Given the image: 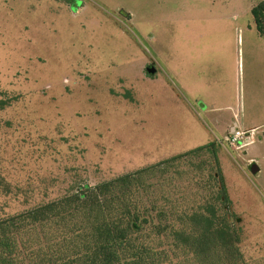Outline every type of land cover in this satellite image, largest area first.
Here are the masks:
<instances>
[{"label":"rangeland","instance_id":"rangeland-1","mask_svg":"<svg viewBox=\"0 0 264 264\" xmlns=\"http://www.w3.org/2000/svg\"><path fill=\"white\" fill-rule=\"evenodd\" d=\"M222 8L221 0H0V91L10 101L0 110V221L215 142L243 264H264V142L257 131L247 146L225 140L233 122L264 120V38L254 27L206 28L212 84L198 96L221 106L207 119L204 105L175 96L177 37L220 21ZM229 36L228 46L217 43ZM145 69L154 79L138 78ZM153 176L147 182L158 183ZM199 194L213 201L207 187ZM25 229L24 264L58 248L50 227Z\"/></svg>","mask_w":264,"mask_h":264},{"label":"trees","instance_id":"trees-1","mask_svg":"<svg viewBox=\"0 0 264 264\" xmlns=\"http://www.w3.org/2000/svg\"><path fill=\"white\" fill-rule=\"evenodd\" d=\"M250 14L264 38V2ZM9 104L0 91V110ZM156 173L159 182H147ZM206 187L212 202L199 194ZM237 220L209 142L0 221V264H24L19 234L34 225L50 227L58 247L36 264H243Z\"/></svg>","mask_w":264,"mask_h":264},{"label":"crops","instance_id":"crops-1","mask_svg":"<svg viewBox=\"0 0 264 264\" xmlns=\"http://www.w3.org/2000/svg\"><path fill=\"white\" fill-rule=\"evenodd\" d=\"M223 4V15L220 16L222 19L216 23H213L207 27L199 28L198 33L192 32V37L189 33L185 32L183 28L177 37V60H176V68H175V96L177 99L181 100L185 107L189 106L190 102L188 100L195 102L196 100L204 105L206 113L204 116L208 119L209 111H214L219 109L221 106L220 101H209L204 100L200 96H198V92L200 89H205L212 84V78H208L207 73L208 65L211 63V59L209 56V52L211 51V43H212V35L209 32L204 31L206 28L212 27H227V28H237L244 26L245 28L254 27L253 19L250 14L252 7L257 5L260 2H264V0H221ZM255 29V27H254ZM230 36L225 38V42L220 41L217 42L219 45L224 46L225 44L228 46ZM186 40L188 43L186 44ZM139 56H141L139 54ZM147 62L146 58H141V63L144 64ZM146 69L144 73L138 77L140 80H146V78L154 79L155 70L153 69V73L150 75L146 74ZM170 87V86H169ZM172 90V89H171ZM173 91V90H172ZM208 102V103H207ZM230 104V103H228ZM190 107V106H189ZM193 107H191V110ZM189 112V111H188ZM215 113V112H214ZM210 124L212 131L215 132V127L213 126V120H207ZM262 124L249 126V127H241L238 122H233L231 126H229V131L231 132L234 127H237L239 131L250 132L251 138L253 137V133L255 131L260 132L259 137H261L260 142H264V131L261 126H264V120L260 122ZM195 124V123H194ZM194 126V125H193ZM198 129V128H197ZM199 130V129H198ZM229 132V133H230ZM227 137V136H226ZM250 138V139H251ZM249 139V141H250ZM211 141V140H210ZM246 142L243 144L248 145L250 142ZM253 160V159H252ZM251 161V160H250ZM255 161V160H254ZM256 163V161H255ZM251 163V164H255ZM250 164V165H251ZM257 164V163H256ZM255 164V165H256ZM257 172L261 170L259 165L257 166ZM251 172V171H250ZM252 173V172H251ZM253 173V174H256Z\"/></svg>","mask_w":264,"mask_h":264},{"label":"built area","instance_id":"built-area-1","mask_svg":"<svg viewBox=\"0 0 264 264\" xmlns=\"http://www.w3.org/2000/svg\"><path fill=\"white\" fill-rule=\"evenodd\" d=\"M251 135L252 134L250 132L239 131L237 127H234L225 140L230 144L242 146L244 143L249 141Z\"/></svg>","mask_w":264,"mask_h":264},{"label":"water","instance_id":"water-1","mask_svg":"<svg viewBox=\"0 0 264 264\" xmlns=\"http://www.w3.org/2000/svg\"><path fill=\"white\" fill-rule=\"evenodd\" d=\"M250 171H251L252 173H256V172H257V167H256L255 164H251V165H250Z\"/></svg>","mask_w":264,"mask_h":264}]
</instances>
